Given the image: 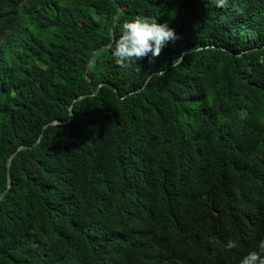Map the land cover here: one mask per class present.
I'll return each mask as SVG.
<instances>
[{
    "label": "trees",
    "instance_id": "trees-1",
    "mask_svg": "<svg viewBox=\"0 0 264 264\" xmlns=\"http://www.w3.org/2000/svg\"><path fill=\"white\" fill-rule=\"evenodd\" d=\"M137 16L179 39L122 67ZM6 192L0 264L264 258V0H0Z\"/></svg>",
    "mask_w": 264,
    "mask_h": 264
},
{
    "label": "clouds",
    "instance_id": "clouds-1",
    "mask_svg": "<svg viewBox=\"0 0 264 264\" xmlns=\"http://www.w3.org/2000/svg\"><path fill=\"white\" fill-rule=\"evenodd\" d=\"M217 7H227L228 0H213ZM179 39L175 30L168 23H158L156 19L137 16L131 21L123 23L121 35L114 40L113 56L119 66L127 67L137 61L151 56L150 63L162 53L163 48L170 42ZM182 63V57L173 61L172 67ZM161 71L158 75H165ZM229 249L237 247L235 241L230 240L227 244ZM261 251H264V241L259 244ZM240 264H264V258L255 251L250 252Z\"/></svg>",
    "mask_w": 264,
    "mask_h": 264
},
{
    "label": "water",
    "instance_id": "water-1",
    "mask_svg": "<svg viewBox=\"0 0 264 264\" xmlns=\"http://www.w3.org/2000/svg\"><path fill=\"white\" fill-rule=\"evenodd\" d=\"M156 76H159L158 74H154V75H152L150 78H153V77H156ZM85 97H82V98H80L79 100H82V99H84ZM71 116L73 117L74 116V114L71 112ZM67 123H69V122H67ZM57 125H59V124H63V123H61V122H59V123H56ZM42 138V137H41ZM41 138H40V140H39V142L41 141ZM28 149V147H22V148H20L15 154H13L11 157H10V159H9V162H8V190H7V192H9V190H10V188H11V186H12V179H11V166H12V162H13V160L16 158V156L18 155V153L20 152V151H25V150H27ZM7 192L5 193V194H3L1 197H0V203L4 200V198H5V196H6V194H7Z\"/></svg>",
    "mask_w": 264,
    "mask_h": 264
}]
</instances>
